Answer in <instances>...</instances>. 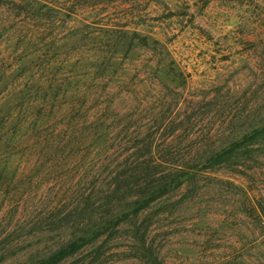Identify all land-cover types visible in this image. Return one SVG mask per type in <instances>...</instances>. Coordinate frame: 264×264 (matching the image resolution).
<instances>
[{"label":"trees","instance_id":"trees-1","mask_svg":"<svg viewBox=\"0 0 264 264\" xmlns=\"http://www.w3.org/2000/svg\"><path fill=\"white\" fill-rule=\"evenodd\" d=\"M79 1L107 14L77 20L42 5L45 23L58 15L53 41L16 58L31 64L37 53L46 75L30 102L22 91H0L2 202L29 206V189L13 193L20 183L70 171L54 204L41 201L33 219L0 235V264H110V254L127 264H264V0ZM149 2L184 28L231 10V85H188L157 33L138 21ZM11 5L33 17L20 0ZM46 28L44 39L53 35ZM222 45L213 60L228 58ZM165 70L174 81L151 101L147 91Z\"/></svg>","mask_w":264,"mask_h":264},{"label":"rangeland","instance_id":"rangeland-1","mask_svg":"<svg viewBox=\"0 0 264 264\" xmlns=\"http://www.w3.org/2000/svg\"><path fill=\"white\" fill-rule=\"evenodd\" d=\"M14 1L19 0H0V71L3 69L9 71L4 79L0 81V91L4 93L14 92L15 94L22 91L25 101L30 102L32 100L30 98L33 96L32 93H35L40 87L41 80L46 74L44 69L39 66V61H36V52H34L36 53V57H33L34 61L31 64L29 63L30 57L17 59L16 56L20 55L22 50L28 49V51H36L43 46L44 43L48 44L53 41L54 32L58 26V22H56L58 15H54L55 22L45 23L47 22L45 21L46 9L42 8V5H47L52 11H59L60 9L65 13H67V11H72L74 15L78 16L77 20H80L81 17L95 14V12L106 15L107 11L102 12V7L100 6L97 8L88 7L87 4L81 1L78 2V0H20L33 10V17H31L27 16L21 8L12 7L11 3ZM172 4L174 5L175 2ZM11 8L13 11H11ZM141 10L142 14H139L138 21H140V23H142V21L148 22V29L151 28L153 33H157V35L154 36L158 37L161 43L167 46L181 70L189 76L187 78L189 86L197 88L201 85L226 86L227 83L231 85V74H229L231 73V28L234 22V20L231 19V10L227 14L228 19H219L211 24H201L197 20H194L196 23L195 28L193 25H188L189 27L184 28L179 23L169 26V22L165 21L166 18L164 14L166 12L164 8L155 5L154 2H149L147 5L145 4V7ZM113 11L114 10L110 11V13ZM121 12L122 11L119 9L112 15H121ZM125 12H127V10ZM52 13L53 12H50L51 15ZM68 23L69 26L81 27L80 21H69L67 24ZM46 27L49 28L50 32H53L52 37L48 39H44L41 35L43 28ZM148 29L145 28L146 31ZM219 42L223 43L221 48L227 49L228 53H226V55H228V58H223L226 60L218 61V59H212V56L215 55L214 49H217V46L220 44ZM140 49V47H135L130 54L135 57V61H137L136 65L140 64L139 61L143 58V53L140 52ZM40 52L39 50L38 53ZM216 57L218 58L220 56L216 54ZM41 68L42 71L40 72ZM223 68L228 69L229 72H221ZM133 73H135L137 78H144L147 75L145 72L137 73L136 70H134ZM156 75H158V84L155 85L151 91H147V98L151 101L161 95L162 91L160 90V84L166 85L174 81L170 73H167L166 70ZM139 91L142 92L141 90ZM11 103V100L9 102L7 101L3 109H7L8 105ZM66 174H70V171H58L54 174L49 171H38L36 179L41 181L39 185L33 184L32 186L31 184L30 186L24 181L20 183L22 188L20 187L14 190L13 193H20V189H29L24 192L23 196V199H27L29 206H27V203L21 202L20 206H7L5 205V200L2 202L4 198L3 194L0 193L1 237L4 236L6 231L8 232L18 227L27 219H33L36 213L31 212L32 208L39 207L41 201L44 205H46L49 200L54 204L58 200L56 195L58 191L57 183L60 179H63L62 175ZM23 176V174H18V180ZM27 185L28 188L26 187ZM262 190V186L259 185L257 191ZM9 192H11V190H9ZM120 257L121 255L115 256L110 254L107 255L106 259L110 264H117L116 261H119V264L129 263L126 261V257ZM73 262H76L75 257L67 260L64 264H71Z\"/></svg>","mask_w":264,"mask_h":264}]
</instances>
